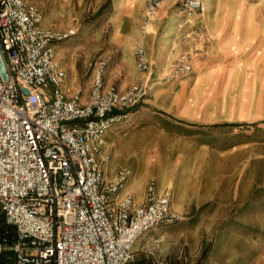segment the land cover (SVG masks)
Segmentation results:
<instances>
[{
  "label": "built area",
  "instance_id": "2783aa9c",
  "mask_svg": "<svg viewBox=\"0 0 264 264\" xmlns=\"http://www.w3.org/2000/svg\"><path fill=\"white\" fill-rule=\"evenodd\" d=\"M171 1L183 50L168 62L165 78L187 76L213 38L204 24V0H145L141 38L158 10ZM76 33L42 25L40 8L26 0H0V253L10 264H133V247L145 232L181 216L172 191L155 180L137 201L126 188L130 171L107 170L101 138L137 105L152 81L143 43L132 48L142 76L119 91L107 85L109 58L93 66L89 95L65 85L54 44ZM5 228H1V223Z\"/></svg>",
  "mask_w": 264,
  "mask_h": 264
},
{
  "label": "crops",
  "instance_id": "0c3cea01",
  "mask_svg": "<svg viewBox=\"0 0 264 264\" xmlns=\"http://www.w3.org/2000/svg\"><path fill=\"white\" fill-rule=\"evenodd\" d=\"M204 1L206 12L192 21L207 26L213 38L207 43V54L194 60L187 76L178 79L163 76L170 58L184 48L175 24L170 30L165 27L169 18L178 17L171 1L159 9L153 34L141 38L139 27L136 29L153 63L152 81L141 102L114 110L124 117L101 138V152L109 156V173L123 161L134 159L142 174L149 172L148 179L154 178L159 189L171 188L172 208L185 214L181 220L160 224L143 233L133 247V264L260 261L253 249L249 250L253 243L248 237L247 251L239 247L240 238L233 236L232 228L239 225L234 215L221 220L217 213L227 211L211 208L215 205L212 200H204L206 204L200 208H189L192 204L189 206L188 199L190 192L202 188L206 193L201 199L215 198L220 194L215 191L224 187L222 181L227 182L230 196H237L238 185L234 188L232 181H237L238 175V133L245 128L244 124L264 120V0ZM131 3L135 2L129 0L128 4ZM139 3L143 16L145 0ZM68 68L66 87L69 91L81 88L86 98L88 88L73 82ZM141 76L130 48L129 68L124 67L118 53L113 54L105 82L124 91ZM144 190L145 186L139 192L126 189L137 201L142 200ZM228 212L234 214L238 208H229Z\"/></svg>",
  "mask_w": 264,
  "mask_h": 264
},
{
  "label": "rangeland",
  "instance_id": "374dc122",
  "mask_svg": "<svg viewBox=\"0 0 264 264\" xmlns=\"http://www.w3.org/2000/svg\"><path fill=\"white\" fill-rule=\"evenodd\" d=\"M26 1L34 3L40 8L43 25L58 31L76 30L73 36L56 42L54 51L59 66L64 68L66 72V67H70L68 71L72 75L71 79L73 82H77L79 86L88 88L90 92L93 66L101 57L113 60V54L118 53L124 67L129 68L130 48L140 42L139 36L141 37L140 31L144 18V14L141 16L139 0H132L135 3L131 4H128L129 0ZM158 13L159 10L157 15ZM130 14L132 17H130ZM157 15L151 27L150 35L154 32ZM175 22L174 18H169L165 26L166 30H170ZM136 24L140 25L136 27ZM138 27L139 36L136 33ZM179 41H181V33L179 34ZM150 72L153 77L151 69ZM244 125L245 128H240L238 133L239 165L237 181H232L234 188L238 185L237 196L234 194V188V195L230 196V190L225 185L227 182L222 181L224 187L222 190L215 191L220 193L215 195V198L205 196L201 199L206 193L203 188L196 193L190 192L188 200L189 206L191 204L192 206L189 208H200V206L206 204L203 203L204 200L210 199L215 204L211 208H222L223 211H227L217 213L219 218L222 217L221 220L229 215H234L236 217L234 220L239 222V225L232 228L234 231L233 236L240 238L239 247L247 251L245 239L248 237L250 242L253 243L252 246H248L249 250L253 249V254L256 257L259 256L260 261L258 264H264L262 260L264 258V120ZM118 167L129 168L130 180L126 189L132 192H139L141 187L146 186L149 180H155L154 178L148 179L149 172L142 174L140 167L134 164V159L125 160ZM147 167V169H150L151 166ZM197 193L199 195H196ZM229 208H238V212L231 214L228 212ZM173 211L181 216L178 220L184 218L185 214L174 209ZM217 224H219V221ZM199 225H201L200 222H198ZM226 230L230 229L227 228Z\"/></svg>",
  "mask_w": 264,
  "mask_h": 264
},
{
  "label": "trees",
  "instance_id": "16d2710c",
  "mask_svg": "<svg viewBox=\"0 0 264 264\" xmlns=\"http://www.w3.org/2000/svg\"><path fill=\"white\" fill-rule=\"evenodd\" d=\"M1 228H5V224L1 223ZM11 254L9 252H2L0 253V264H10L11 263Z\"/></svg>",
  "mask_w": 264,
  "mask_h": 264
},
{
  "label": "water",
  "instance_id": "95a60500",
  "mask_svg": "<svg viewBox=\"0 0 264 264\" xmlns=\"http://www.w3.org/2000/svg\"><path fill=\"white\" fill-rule=\"evenodd\" d=\"M0 74L1 76L6 79L7 76H6V72H5V69H4V65H3V62H2V59H1V56H0Z\"/></svg>",
  "mask_w": 264,
  "mask_h": 264
}]
</instances>
